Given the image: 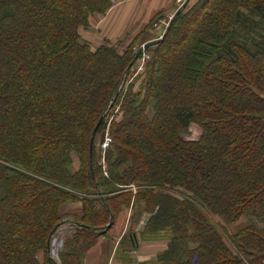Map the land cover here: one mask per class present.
<instances>
[{"label": "trees", "instance_id": "16d2710c", "mask_svg": "<svg viewBox=\"0 0 264 264\" xmlns=\"http://www.w3.org/2000/svg\"><path fill=\"white\" fill-rule=\"evenodd\" d=\"M111 6L0 0V264H58L68 218L61 264H84L126 209L160 264H264V0H187L136 75L141 33H81Z\"/></svg>", "mask_w": 264, "mask_h": 264}, {"label": "crops", "instance_id": "0c3cea01", "mask_svg": "<svg viewBox=\"0 0 264 264\" xmlns=\"http://www.w3.org/2000/svg\"><path fill=\"white\" fill-rule=\"evenodd\" d=\"M178 5V0H112L110 9L95 17L93 27L97 28L102 39L127 38L144 29L156 16L159 20L169 18ZM158 19L154 22L157 23ZM66 208L68 211L79 210L80 203L69 204ZM130 213V209L120 213L112 227L86 252L84 264H160L158 255L165 250L167 240L144 239L131 234ZM72 220L68 218V226ZM143 224V220L139 221L134 230H140Z\"/></svg>", "mask_w": 264, "mask_h": 264}, {"label": "rangeland", "instance_id": "374dc122", "mask_svg": "<svg viewBox=\"0 0 264 264\" xmlns=\"http://www.w3.org/2000/svg\"><path fill=\"white\" fill-rule=\"evenodd\" d=\"M158 19V16H156V17H154L153 19H151V21L148 23V25L144 28V29H142V30H140V31H137L134 35H129L127 38H119V39H117V40H114V39H112L111 40V42L112 43H116V42H118L119 40H124L125 41V46H126V44L127 43H129V41H130V39L132 38H134V36H136L137 34H139V33H141L140 35H139V37H138V39H137V41H136V44L137 45H135L134 46V49H137V48H139V46H141L143 43H145L146 41H148V40H152V39H154V38H158L159 37V35H161L162 34V32H163V34H164V32H165V30H166V28H167V26L165 25V22L168 20V19H166V21H161V20H159L158 19V21H157V23L156 22H154L155 21V19ZM162 22V23H161ZM160 24V26H158V25ZM94 26V24L92 25L91 24V26H89L88 28H84V29H82V31H81V33H82V35H83V37L86 39V40H89L90 42H91V44H92V46H93V49H95L97 46H100L101 44H103V43H106V41H105V39L103 38H101V36H99L98 35V33H97V28L96 27H93ZM158 26V27H157ZM154 27H156V28H154ZM131 39V40H132ZM114 40V41H113ZM124 46V47H125ZM149 51H148V49H147V52H146V54L148 53ZM143 57V56H142ZM142 57H141V59H142ZM137 71V70H136ZM136 71H135V75H136ZM116 109V111L118 110V107L117 108H115ZM114 112H115V110H114ZM151 113V112H150ZM110 120H111V117H110V119L108 120V124H107V126H106V128L102 131V133H100V134H98L97 135V138H96V142H97V145H98V147L100 146V150H98V152H99V154H100V157H101V159H100V161L102 162V163H104V158H105V151H106V149L109 147V145H110V143H111V139H112V137H111V135H110V129H109V123H110ZM201 132H202V130H201V128L199 127V126H196V125H192L191 127H190V130H189V133H188V135H186L185 136V138L186 139H198L199 137H200V134H201ZM106 140H107V142H106ZM105 143H107L106 145H105ZM74 166H78V163H77V158H76V163H75V165ZM64 208H66V206L64 207ZM221 224V223H220ZM222 226H225V228L227 229V231H229V232H232L234 229H233V227L231 226H228L227 224H222ZM66 227H68V225L66 224H62V226L59 228V230H58V233H56L59 237H61V235H63L64 234V229L63 228H66ZM134 224H132V226H131V228H130V231H131V229L133 230L134 229ZM58 236H56V237H58ZM52 242V241H51ZM54 245V246H53ZM63 247H64V244H63ZM63 247H62V249H61V251L59 252V254H58V251H57V253L55 252V253H53V254H51V250L52 249H56V250H59V248H60V245H59V243L58 244H55V242H54V244L52 243L51 244V249H50V256L53 258V259H55L57 256H59L58 258H60V261H61V252H62V250H63ZM55 258H54V257Z\"/></svg>", "mask_w": 264, "mask_h": 264}, {"label": "built area", "instance_id": "2783aa9c", "mask_svg": "<svg viewBox=\"0 0 264 264\" xmlns=\"http://www.w3.org/2000/svg\"><path fill=\"white\" fill-rule=\"evenodd\" d=\"M187 0H178V3H179V5H178V7L177 8H181L184 4H185V2H186ZM173 18V14L172 15H170L169 16V18H168V20L166 21V19H162L161 21H166L165 22V24H167L168 25V23H169V21L171 20ZM140 50L142 51V60L140 61V63H139V65H138V68H137V71H136V74H137V72H139L140 70H142L143 69V67H144V61H145V59L146 58H149V54L147 53L146 54V52H147V48H146V45L145 44H142L141 45V47H140ZM106 142H107V140H106ZM107 143H105V145H106ZM56 236H58L57 234H55L54 236H53V238H52V242H51V244L53 243L54 244V242H55V244H58L59 243V245H60V248H59V250H56L55 248L54 249H52L51 250V254H53V253H57V251H58V254H59V252L61 251V249H62V247H63V243H64V237H63V235H61V237H56ZM54 246V245H53ZM51 249V248H50ZM54 257V256H53ZM59 256H57L54 260L56 261V262H58V263H61V261H60V258H58Z\"/></svg>", "mask_w": 264, "mask_h": 264}, {"label": "water", "instance_id": "95a60500", "mask_svg": "<svg viewBox=\"0 0 264 264\" xmlns=\"http://www.w3.org/2000/svg\"><path fill=\"white\" fill-rule=\"evenodd\" d=\"M162 38H163V36H162L160 39H162ZM160 39H158V40H160ZM158 40H156L155 42H157ZM102 118H103V116L101 117L100 121L102 120ZM100 121H99V123H100ZM109 226H111V223L107 226V228H108Z\"/></svg>", "mask_w": 264, "mask_h": 264}]
</instances>
